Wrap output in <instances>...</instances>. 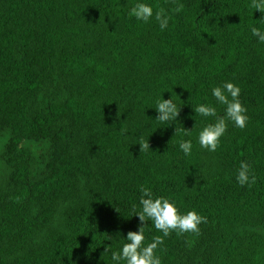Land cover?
Here are the masks:
<instances>
[{
	"label": "trees",
	"instance_id": "16d2710c",
	"mask_svg": "<svg viewBox=\"0 0 264 264\" xmlns=\"http://www.w3.org/2000/svg\"><path fill=\"white\" fill-rule=\"evenodd\" d=\"M137 3L163 9L168 27L131 16ZM177 4L0 0V264H115L142 226L141 186L207 217L164 237L162 264H264V43L250 30L264 31V13L251 0ZM226 82L249 119L229 121L213 152L198 137L215 119L194 108L224 115L212 89ZM171 98L180 116L161 123ZM242 162L254 185L237 182ZM147 223L145 245L163 235Z\"/></svg>",
	"mask_w": 264,
	"mask_h": 264
},
{
	"label": "clouds",
	"instance_id": "9594fccd",
	"mask_svg": "<svg viewBox=\"0 0 264 264\" xmlns=\"http://www.w3.org/2000/svg\"><path fill=\"white\" fill-rule=\"evenodd\" d=\"M177 6L173 8L174 12L183 10V4H177V0H172ZM251 8L257 12L264 13V0H251ZM130 15L139 21L145 23L152 18L159 23L161 30L168 27L171 17L165 13L163 9L155 11L152 6L145 3H137L130 12ZM264 20V18H261ZM251 33L258 40L264 43V31L252 26ZM241 89L231 82H226L222 86H217L212 89V95L217 103L226 106L224 115H218L217 109L208 104H200L194 108L196 114L202 117H212L214 123L205 126L199 133V144L203 149L215 152L221 138L228 130V122H232L236 127L243 129L247 126L249 117L246 115L247 108L240 100ZM156 111L158 116L156 120L161 123L169 121H177L180 116L181 108L171 99H162L157 103ZM196 127V126H195ZM185 134L191 133L184 129ZM141 153L151 150L149 141L140 140ZM180 149L185 155H191L192 142L191 140L181 141ZM237 182L243 187L245 185H254L256 181L255 175L247 162H242L237 170ZM142 193L140 205L142 209L136 210L133 206L135 216L139 218L142 226L138 231H129L127 234V243L122 246L118 252H112V260L115 264L120 261H126V264H162L161 259L156 255L158 247L164 243V237H168L173 231L178 234L182 233H199V226L207 222V217L199 215L196 211H189L181 215L176 205L170 202L167 198H154L151 189L141 186ZM148 221H152L156 230L162 232V236H156L152 242L145 245V228L148 226ZM109 249L106 248L105 253Z\"/></svg>",
	"mask_w": 264,
	"mask_h": 264
},
{
	"label": "rangeland",
	"instance_id": "374dc122",
	"mask_svg": "<svg viewBox=\"0 0 264 264\" xmlns=\"http://www.w3.org/2000/svg\"><path fill=\"white\" fill-rule=\"evenodd\" d=\"M5 143H6V138H2V139H0V152L2 151V149H3L4 145H5ZM1 169H2V164H1V162H0V171H1Z\"/></svg>",
	"mask_w": 264,
	"mask_h": 264
}]
</instances>
